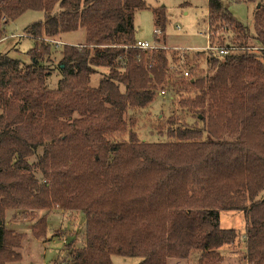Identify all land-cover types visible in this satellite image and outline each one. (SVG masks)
Returning <instances> with one entry per match:
<instances>
[{"label": "trees", "instance_id": "1", "mask_svg": "<svg viewBox=\"0 0 264 264\" xmlns=\"http://www.w3.org/2000/svg\"><path fill=\"white\" fill-rule=\"evenodd\" d=\"M245 1L256 4L262 48H247V27L221 0H207L208 43L229 50L181 54L134 46L144 0H0V39L23 12L44 13L24 27L39 41L28 62L0 53V264L20 260L22 234L4 224L17 207L83 214V244H68L63 264H111L112 255L169 264L192 250L197 264H219V248L236 238L219 211L241 210L246 262L264 264V0ZM152 13L164 31V10ZM79 28L84 43L62 46L60 79L48 88L49 40ZM99 67L108 72L92 87ZM173 82L192 120L170 126L165 140L139 139L124 116ZM35 155L40 178L28 162ZM46 218L34 234L45 235Z\"/></svg>", "mask_w": 264, "mask_h": 264}, {"label": "rangeland", "instance_id": "2", "mask_svg": "<svg viewBox=\"0 0 264 264\" xmlns=\"http://www.w3.org/2000/svg\"><path fill=\"white\" fill-rule=\"evenodd\" d=\"M149 9H142L134 15L135 37L137 40L151 42L154 40V15L152 9L162 8L165 12L166 25L161 31L162 50L183 53H193L208 45L207 38V0H144ZM232 15L247 27L249 33L246 43L254 50L263 47L253 29V11L255 2L245 0H221ZM42 11L27 10L14 20L4 24L0 39V53H7L12 58H17L26 63L29 61L27 51L36 46L37 39L24 34V27L37 20H43ZM156 37V36H155ZM163 38V39H162ZM85 41L84 28L66 32L49 40L50 54L44 59V65L49 68L46 76V86L56 88L60 79L58 62L61 58L60 50L64 44L81 45ZM150 52V51H149ZM178 68V65L173 67ZM180 70V68H179ZM108 69L97 68L91 74L89 85L96 86ZM187 76L179 79L185 80ZM176 80V78H174ZM179 85L176 82L159 87L154 100L145 108L130 110L124 117H132L135 123L132 129L136 131L139 139L156 141L167 139V129L176 126L181 121L190 122V115L179 105L180 95L176 91ZM164 90V94L160 91ZM188 94L187 92L183 93ZM171 120V122H169ZM200 124V123H199ZM114 139L126 138V133L113 134ZM37 157L31 156L28 162L37 178L41 175L35 167ZM6 229L13 233H21V246L16 248L20 253V260L10 261L5 264H63V259L68 256V244L78 247L84 241V216L79 211L61 210L53 208L51 211L30 210L25 207L7 208L4 212ZM46 214V230L44 236L34 234L32 224L42 215ZM219 225L222 228H233L236 238L233 244L223 245L219 248L222 261L219 264H247L245 259V246L243 235L245 229V216L241 210H220ZM199 252L192 250L186 259H169V264H197ZM138 257H123L112 255L111 264H137Z\"/></svg>", "mask_w": 264, "mask_h": 264}, {"label": "built area", "instance_id": "3", "mask_svg": "<svg viewBox=\"0 0 264 264\" xmlns=\"http://www.w3.org/2000/svg\"><path fill=\"white\" fill-rule=\"evenodd\" d=\"M154 34L156 37H160L161 30L159 28H155ZM134 46L139 48V49L153 51V50H156L159 48L163 49L165 45H163L159 41H155V40H152L151 42L137 40L135 42ZM202 49L208 50V51H211V52L217 53V54H226L229 50L228 47H218V46L210 45L209 43H208V45H206ZM183 74H184V76H187L188 72L183 71ZM160 94H164V90H161Z\"/></svg>", "mask_w": 264, "mask_h": 264}, {"label": "crops", "instance_id": "4", "mask_svg": "<svg viewBox=\"0 0 264 264\" xmlns=\"http://www.w3.org/2000/svg\"><path fill=\"white\" fill-rule=\"evenodd\" d=\"M251 47L252 48H250V45H249V47L247 46V48L254 50V46L252 45Z\"/></svg>", "mask_w": 264, "mask_h": 264}]
</instances>
